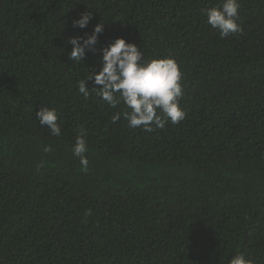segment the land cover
Here are the masks:
<instances>
[{
  "label": "trees",
  "instance_id": "16d2710c",
  "mask_svg": "<svg viewBox=\"0 0 264 264\" xmlns=\"http://www.w3.org/2000/svg\"><path fill=\"white\" fill-rule=\"evenodd\" d=\"M239 2L243 31L222 38L202 10L223 0H0V264H264V0ZM101 22L70 60L68 39ZM116 38L176 60L184 121L129 128L94 81L78 92Z\"/></svg>",
  "mask_w": 264,
  "mask_h": 264
},
{
  "label": "clouds",
  "instance_id": "9594fccd",
  "mask_svg": "<svg viewBox=\"0 0 264 264\" xmlns=\"http://www.w3.org/2000/svg\"><path fill=\"white\" fill-rule=\"evenodd\" d=\"M239 0H223L220 7L202 10L207 17V23L219 31L222 38L241 33L243 28L239 21ZM92 19L91 12L82 13L79 19L73 20V27L86 28ZM104 30V23L96 24L91 34L73 36L67 41L72 46L68 53L73 62L82 63L86 50L95 51V45ZM101 68L98 73L90 71L86 79L77 82L78 92L87 99L90 95L88 82L94 81L99 89L98 95L111 107L123 103L130 111L123 112L129 128L143 126L147 132L155 128H164L166 123L178 124L185 120L187 113L180 106L183 92V73L174 58H157L147 60L142 51L134 43L126 42L124 38H116L101 49ZM40 125H46L52 136L61 135L59 114L52 107H41L36 112ZM121 118L117 112L112 116L115 123ZM51 151L50 146L44 149ZM73 155L80 160L81 167L86 171L89 161L86 157L88 143L86 132L80 129ZM229 264H253L244 254L233 256Z\"/></svg>",
  "mask_w": 264,
  "mask_h": 264
}]
</instances>
